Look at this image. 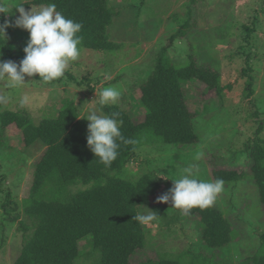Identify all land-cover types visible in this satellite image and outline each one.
Masks as SVG:
<instances>
[{
	"label": "rangeland",
	"instance_id": "obj_1",
	"mask_svg": "<svg viewBox=\"0 0 264 264\" xmlns=\"http://www.w3.org/2000/svg\"><path fill=\"white\" fill-rule=\"evenodd\" d=\"M27 1L0 0V7L6 10V20L14 25L20 15L17 8ZM114 1L118 15L109 33L120 48L114 51L83 48L79 58L70 62L65 75L49 83L38 75L26 77L25 83L15 88L9 87L6 80H0V115L6 110L22 111L39 124L55 116L56 109L70 99L77 105L81 117L86 118L100 108L98 90L114 86L121 92L115 105L137 124L144 120L139 84L152 73L155 55L166 44L170 47V59L174 60L171 61L184 65L187 56L193 54L200 65L218 70L224 91L217 95L198 80L188 83L186 88L187 82L183 83L187 105L196 113L194 124L199 143L147 145L137 151L128 165L129 174L153 171L162 177L161 189L152 202L168 208L154 220L143 223L146 247L133 261L157 255L176 256L190 248L195 253L212 254L226 264H242L258 252L264 233V208L251 178L224 185L213 204L232 222L235 230L232 242L221 249L205 248L200 220L187 218L182 210L172 207L171 200L159 202L158 197L167 193L173 187V180L185 175V169L190 166L194 167L197 178L205 181H215L213 170L219 166L238 165L237 168L244 170L251 167L246 145L254 142L257 129L264 126V0ZM31 8L38 11L41 7L24 9ZM182 20L189 23L187 33L170 44L169 39L184 23ZM9 29L5 38L7 53L0 56V62L11 60L19 64L25 56L29 32L15 26ZM247 55L251 57L247 59ZM96 77L100 82L91 92L84 78H89L93 85ZM252 80L254 93L248 95ZM98 114L104 113L100 110ZM259 137L264 139V129ZM45 148L41 141L25 146L22 133L14 124L5 129L0 139V264H13L21 254L24 232L19 222L25 218L22 200L29 194L34 164ZM211 154L214 159L209 157ZM9 193L13 206L17 207L15 213L22 212L21 219L15 222L8 218L7 211L11 207L4 206L10 202ZM146 212L145 207L140 209V214ZM80 249L85 254L75 264H90L87 256L90 247L85 240L80 243Z\"/></svg>",
	"mask_w": 264,
	"mask_h": 264
},
{
	"label": "trees",
	"instance_id": "obj_2",
	"mask_svg": "<svg viewBox=\"0 0 264 264\" xmlns=\"http://www.w3.org/2000/svg\"><path fill=\"white\" fill-rule=\"evenodd\" d=\"M112 1L29 0L20 6L43 7L54 3L56 10L66 18L81 23L82 29L78 33L81 43L78 47L82 53L83 48L94 51L120 48L121 45L109 33L114 17L118 15L115 1ZM5 20V13H0V24ZM182 22L177 33L169 39L170 44L177 38L185 37L189 23ZM9 32L8 27L5 36L0 33V56L7 53L5 38ZM194 57L193 54L188 55L184 65H175L174 60L170 59V47L166 44L155 55L152 73L139 84V102L144 113L142 122L136 124L117 105L109 104L101 109L105 115L118 113L115 118L119 121L122 135L134 141L132 144L118 141V156L107 167L88 148L86 136L89 121L81 117L72 100L66 99L62 107L56 109L55 116L47 117L39 124H35L22 111L6 110L1 113L0 139L4 137L5 129L14 124L21 131L25 146L31 147L39 141L46 145L34 164L29 194L22 200L25 218L19 224L24 232V240L21 254L13 264H75L85 254L80 249V243L84 240L90 247L87 252L90 264H226L212 254L195 253L190 248L176 256L157 255L156 258L133 261L138 252L144 251L147 238L143 223L133 217L140 214L143 207H151L157 216L168 208L152 202L161 189L162 177L153 171L129 174L128 165L136 157L137 151L147 145L186 146L199 143L200 137L194 124L196 113L187 105L183 83L187 82L186 88L188 83L198 80L217 95L224 91L219 83L218 70L200 65ZM250 57L247 55L246 58ZM70 77L74 80L72 75ZM96 81L92 85L89 78H84L89 91H94L100 79ZM253 87L252 80L248 95L254 93ZM263 129L264 126H260L257 138L246 145L252 161L249 169H239L237 165L229 168L219 166L213 170L214 180L223 179L224 185L251 178L258 189L262 208L264 139L259 135ZM209 157L214 159L212 154ZM8 199L10 202L4 206L11 207L7 211L8 218L15 222L21 219L22 212L15 213L17 207L13 206L11 193ZM186 216L196 217L202 223L205 248L221 249L235 237L232 222L213 205L204 209L193 208ZM242 264H264V233L258 252Z\"/></svg>",
	"mask_w": 264,
	"mask_h": 264
},
{
	"label": "clouds",
	"instance_id": "obj_3",
	"mask_svg": "<svg viewBox=\"0 0 264 264\" xmlns=\"http://www.w3.org/2000/svg\"><path fill=\"white\" fill-rule=\"evenodd\" d=\"M17 10L20 15L14 25L5 20L0 24V33L5 36L6 28L21 27L29 32V40L24 48L25 56L19 64L11 60L0 62V80H6L9 87L15 88L23 85L26 77L38 75L45 83L62 78L70 67V62L76 61L80 56L78 46L81 37L78 33L82 29V24L66 18L56 10L54 3L43 6L38 11L32 8L25 11L23 6ZM0 13H6V10L0 7ZM120 97V90L114 86L98 90L100 108L90 112L86 117L89 121L87 146L95 158L106 167L116 160L120 148L119 142L134 143L122 135L119 121L115 118L118 113L98 114L104 106L117 104ZM26 99L25 97L21 101L22 105ZM185 173L181 178L173 180V187L158 197V201L167 203L171 200L172 207L186 213L193 208L204 209L212 206L223 191V179L215 181L198 179L193 166L186 168ZM145 209L146 214H137L133 218L146 224L156 218V212L146 207Z\"/></svg>",
	"mask_w": 264,
	"mask_h": 264
},
{
	"label": "bare ground",
	"instance_id": "obj_4",
	"mask_svg": "<svg viewBox=\"0 0 264 264\" xmlns=\"http://www.w3.org/2000/svg\"><path fill=\"white\" fill-rule=\"evenodd\" d=\"M133 54V53H132Z\"/></svg>",
	"mask_w": 264,
	"mask_h": 264
}]
</instances>
